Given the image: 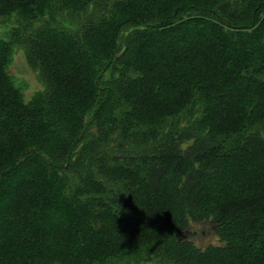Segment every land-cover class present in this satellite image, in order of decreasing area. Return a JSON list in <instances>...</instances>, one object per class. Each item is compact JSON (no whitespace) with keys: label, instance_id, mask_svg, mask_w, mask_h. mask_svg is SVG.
Returning <instances> with one entry per match:
<instances>
[{"label":"trees","instance_id":"1","mask_svg":"<svg viewBox=\"0 0 264 264\" xmlns=\"http://www.w3.org/2000/svg\"><path fill=\"white\" fill-rule=\"evenodd\" d=\"M13 17L0 264H264V0H0Z\"/></svg>","mask_w":264,"mask_h":264},{"label":"rangeland","instance_id":"2","mask_svg":"<svg viewBox=\"0 0 264 264\" xmlns=\"http://www.w3.org/2000/svg\"><path fill=\"white\" fill-rule=\"evenodd\" d=\"M15 27H17L15 17H13L6 25L0 24V37H4L8 32L10 34ZM9 73L13 76L15 84L22 89V92L27 99L41 87L37 75L28 66L24 51L21 47L14 48L12 61L9 65ZM200 241H202L203 244L207 243L205 237H201Z\"/></svg>","mask_w":264,"mask_h":264}]
</instances>
